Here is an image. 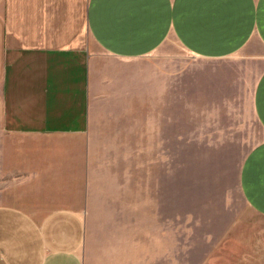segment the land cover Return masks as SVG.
<instances>
[{"label": "crops", "instance_id": "0c3cea01", "mask_svg": "<svg viewBox=\"0 0 264 264\" xmlns=\"http://www.w3.org/2000/svg\"><path fill=\"white\" fill-rule=\"evenodd\" d=\"M169 38L203 62L243 50L259 60L264 0H0V264H154L136 226L92 237L88 213L128 204L120 221L137 223L154 141L179 155L186 69ZM252 107L264 130V70ZM240 191L264 221V139L245 156ZM238 226L203 264H264V224Z\"/></svg>", "mask_w": 264, "mask_h": 264}, {"label": "rangeland", "instance_id": "374dc122", "mask_svg": "<svg viewBox=\"0 0 264 264\" xmlns=\"http://www.w3.org/2000/svg\"><path fill=\"white\" fill-rule=\"evenodd\" d=\"M167 43L185 59L184 141L179 155L171 144L160 150L154 141L153 188L136 191L137 217H142L137 223L120 221L131 209L128 204L111 207L115 214L99 206L95 214L88 213V223L92 237L110 227L105 230L114 237H127L136 226L139 242L153 241L154 264H166V252L167 264H203L231 225L247 232L264 224L240 191L245 156L264 139L252 107L264 70V50L257 46L262 58L253 62L244 60L247 50H243L218 64L192 58L173 38ZM164 52L165 47L156 53ZM114 192L115 197H125L121 193L126 191ZM5 193L0 190V201L7 199ZM144 198H151L147 199L151 212L146 215L151 220H144ZM166 199L170 205H164Z\"/></svg>", "mask_w": 264, "mask_h": 264}]
</instances>
